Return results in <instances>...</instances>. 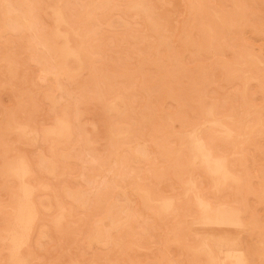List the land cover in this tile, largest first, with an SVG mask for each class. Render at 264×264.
<instances>
[{"label":"rangeland","instance_id":"rangeland-1","mask_svg":"<svg viewBox=\"0 0 264 264\" xmlns=\"http://www.w3.org/2000/svg\"><path fill=\"white\" fill-rule=\"evenodd\" d=\"M0 264H264V0H0Z\"/></svg>","mask_w":264,"mask_h":264},{"label":"bare ground","instance_id":"bare-ground-1","mask_svg":"<svg viewBox=\"0 0 264 264\" xmlns=\"http://www.w3.org/2000/svg\"><path fill=\"white\" fill-rule=\"evenodd\" d=\"M197 144L199 145V143H197ZM197 144H196V145H197ZM198 148L200 149V145H199ZM207 149H208V148H207ZM200 151H201V150H200ZM201 152H202V151H201ZM205 152H206V151H205ZM201 154H202V153H201ZM204 154H205V153H204ZM202 156H203V155H202ZM206 157H207V156L205 155V158H206ZM203 159H204V157H203ZM205 160H206V159H205ZM206 161H208V160H206ZM208 162H209V161H208ZM207 166H208V165H207ZM222 169H223V167H220V166H219V167H214V166H212V165L209 166V170H210L212 173H213V172H214V173L217 172V173L219 174V172H220V173L223 172ZM228 170H229V169H228ZM229 172H230V171H229ZM223 173H224V172H223ZM24 174H25V173H24ZM218 174H213V175H216V176H217ZM223 175H224V174H223ZM223 175H222V176H223ZM222 176H221V177H222ZM225 177H226V175H225ZM203 202H204V201H203ZM212 208H214V207L212 206ZM212 210H213V209H212Z\"/></svg>","mask_w":264,"mask_h":264}]
</instances>
